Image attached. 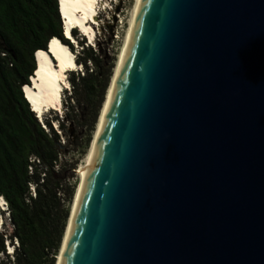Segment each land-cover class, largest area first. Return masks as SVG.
Instances as JSON below:
<instances>
[{
	"label": "water",
	"instance_id": "1",
	"mask_svg": "<svg viewBox=\"0 0 264 264\" xmlns=\"http://www.w3.org/2000/svg\"><path fill=\"white\" fill-rule=\"evenodd\" d=\"M62 264H264V0H141Z\"/></svg>",
	"mask_w": 264,
	"mask_h": 264
},
{
	"label": "trees",
	"instance_id": "2",
	"mask_svg": "<svg viewBox=\"0 0 264 264\" xmlns=\"http://www.w3.org/2000/svg\"><path fill=\"white\" fill-rule=\"evenodd\" d=\"M72 36L80 48L75 63L83 72H69L72 93L62 95V105L66 113L80 104L89 107L86 148L112 73L101 81L88 67H99L97 55L76 30ZM53 38L75 52L63 35L59 0H0V197L10 225L0 230V264H55L69 217L75 188L57 169L63 147L57 130L64 127L57 116L39 121L23 94L35 75L36 55L46 53Z\"/></svg>",
	"mask_w": 264,
	"mask_h": 264
},
{
	"label": "bare ground",
	"instance_id": "3",
	"mask_svg": "<svg viewBox=\"0 0 264 264\" xmlns=\"http://www.w3.org/2000/svg\"><path fill=\"white\" fill-rule=\"evenodd\" d=\"M98 3V0H59V13L63 20V30L68 33L69 29L75 27L78 28L82 34H85L88 38L91 39L94 36L92 24H95V22H97L95 19V9ZM140 3L141 0L135 1V5L129 22V27L126 31L124 43L121 48L119 58L114 69L111 82L107 89L103 107L101 109L100 116L96 125L94 138L91 142L84 163L80 165L77 171L79 183L55 264H62L63 256L67 247L68 235L70 233L73 215L77 209L85 181L93 164L99 137L103 129L107 110L109 108L110 99H112L116 81L124 63ZM53 41H55V43H53ZM34 62L35 75L30 80L31 84L28 87H25V89L23 88L25 99H27L32 110L37 114H42L44 110L57 111L58 109H61V91L62 88L67 85L66 73L69 70L77 67L73 60V53L69 52L58 39L53 38L47 46V52H39L36 55ZM3 202L4 200L0 198V212ZM9 249H11L10 246Z\"/></svg>",
	"mask_w": 264,
	"mask_h": 264
},
{
	"label": "rangeland",
	"instance_id": "4",
	"mask_svg": "<svg viewBox=\"0 0 264 264\" xmlns=\"http://www.w3.org/2000/svg\"><path fill=\"white\" fill-rule=\"evenodd\" d=\"M135 1L136 0H106V1L98 0L99 3L98 5H96V9H95L96 10L95 19L97 22H95V24H92V29L94 30L93 31L94 36L91 39L90 38L86 39L76 30L78 36L84 38L86 45L91 47L98 57L99 67L96 68L95 66H91V65H88V67L93 72L95 71L98 72V77H101V81L103 75L106 74L108 70H111L113 76V72L116 67L119 54L124 43L126 31L129 27V22L131 19ZM73 49L75 51L73 52V57H75V55H77L78 52L80 51V48L76 45V42L73 46ZM76 68L78 73L80 71L79 74L82 75L81 72L83 71H81L80 66H77ZM68 74L69 72L66 73L67 85H65L62 88V92H61V109H58L57 111L44 110L41 116V120H43L45 117L50 119L57 116L59 119V123L62 124L64 127L62 131H59L56 128V123L55 122L52 123V127L58 131L61 144L63 145L60 152L57 169H61V176L64 177L65 182H67V184L70 186H74L75 188L72 203L71 205H69V209H70L69 215H70L75 199L76 190L79 183L77 171L80 165L84 163L85 157L88 153L89 147L94 138L95 129L100 113L96 125L94 127V132L92 133V139L89 144V147L85 148L84 144L88 136V126L91 119L90 111H88L89 107L80 104L79 106H75L72 111L69 110L67 113L65 112L64 106L62 105V100H63L62 95L64 94V96L67 98L72 93V89L67 81ZM105 97H106V93H105ZM5 210H6L5 207H3L1 208V212H0V219H1L0 230L2 232L7 229L9 230L10 228L7 214L2 213V211ZM13 245L15 248L17 247L15 242H13ZM8 252L10 251L8 250ZM9 257L11 260L12 256L10 255ZM0 259H4V256L0 255Z\"/></svg>",
	"mask_w": 264,
	"mask_h": 264
},
{
	"label": "clouds",
	"instance_id": "5",
	"mask_svg": "<svg viewBox=\"0 0 264 264\" xmlns=\"http://www.w3.org/2000/svg\"><path fill=\"white\" fill-rule=\"evenodd\" d=\"M36 53V52H35ZM74 61H75V59H74ZM76 64V63H75ZM30 83H31V81H30ZM23 88V87H22ZM22 91H23V89H22ZM24 94V93H23ZM1 198V197H0ZM6 211V210H5ZM3 212V211H2ZM8 248H9V246H7ZM7 247H6V249H7ZM8 250L9 249H7V252H8ZM11 250H12V248H11ZM9 254H12V251L11 252H8Z\"/></svg>",
	"mask_w": 264,
	"mask_h": 264
},
{
	"label": "built area",
	"instance_id": "6",
	"mask_svg": "<svg viewBox=\"0 0 264 264\" xmlns=\"http://www.w3.org/2000/svg\"><path fill=\"white\" fill-rule=\"evenodd\" d=\"M5 207V209H7L6 203L3 202L2 208Z\"/></svg>",
	"mask_w": 264,
	"mask_h": 264
},
{
	"label": "snow or ice",
	"instance_id": "7",
	"mask_svg": "<svg viewBox=\"0 0 264 264\" xmlns=\"http://www.w3.org/2000/svg\"><path fill=\"white\" fill-rule=\"evenodd\" d=\"M53 43H55V41H53ZM9 251L11 252L12 250H11V249H9Z\"/></svg>",
	"mask_w": 264,
	"mask_h": 264
}]
</instances>
